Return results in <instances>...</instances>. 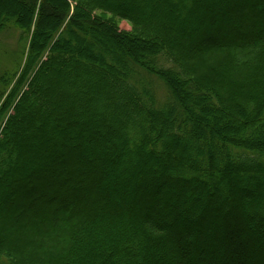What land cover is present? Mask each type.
Here are the masks:
<instances>
[{"label": "trees", "instance_id": "1", "mask_svg": "<svg viewBox=\"0 0 264 264\" xmlns=\"http://www.w3.org/2000/svg\"><path fill=\"white\" fill-rule=\"evenodd\" d=\"M24 1L0 15L26 50L0 66V264H264V0Z\"/></svg>", "mask_w": 264, "mask_h": 264}, {"label": "rangeland", "instance_id": "2", "mask_svg": "<svg viewBox=\"0 0 264 264\" xmlns=\"http://www.w3.org/2000/svg\"><path fill=\"white\" fill-rule=\"evenodd\" d=\"M9 1H12V2H14V1L20 2L21 1L22 2V0H0V15L5 14V15H12L13 16V15L16 14V11L12 9V5L10 4ZM76 1H78V0H74L72 2V4H71L72 6H71L70 13H72L73 5L75 4ZM23 6L25 7L26 12L28 11V13L25 12L24 16L22 17L23 18L22 20L24 21V20H27L28 14H30L32 12V10H33V4L30 2V0H25L23 2ZM164 7H165V9H168L167 6H164ZM150 8H152V6ZM162 12H163V10H162ZM162 12L160 14H158V16H162ZM110 17L111 16L109 15V18ZM104 18L108 19V16L106 15V16H104ZM112 18H113V21L117 23V25H118L117 27L119 28L120 31H129L130 30V23L128 21H126V20H118V19H116L114 17H112ZM225 20L223 19L224 22H226ZM167 23L170 26H173L172 19H171V21L168 20ZM196 24H197V21H196V18H194L193 19V22L190 24V26H192V27L195 28V26H197ZM175 28H176V26H175ZM4 39L6 41H3L4 44L2 43V46L0 45V66H1V68L8 69L10 72H16L14 74L15 76L13 77V78H16L17 75H18V73H19V71H20V69H21V67H22V64L24 62L26 50L24 51V54H19L15 50L16 49V43H15L16 42V38L14 37V39H12V37H8L6 35L4 37ZM96 39H97V37H96ZM100 42H101L100 43L101 46L105 47L106 50H108V51L109 50H112L115 53L117 52L118 49H121L122 48V46L120 48H116V46L114 45V43H111V42H103L101 39H100ZM80 46H83V45L80 44ZM101 46H99V45L96 46L99 51L101 50ZM93 79H94V76H93ZM0 90H1V88H0ZM80 90H82L81 87H80ZM155 93H156V97L159 100H164L165 92H164V90H163V88L161 86L157 85V90H155ZM4 98H5V95H3L2 98H0V104L4 100ZM95 121L99 122L100 120H95ZM205 121L206 122H204L203 125L206 127L208 124H210L209 123L210 122L209 114H205ZM217 123H218V121H217ZM112 142H114V141H112ZM134 159H135V157H134ZM133 162L134 161H132V166H133L134 169H131L132 172H134V170H137L138 169V166H135L136 164L133 163ZM119 170H117V172L114 173V179H118V178L121 177V174L118 173ZM122 170L123 171L126 170V167H125V169L123 168ZM111 171L113 172V169L111 170V168H110V171L109 172H111ZM176 175L177 176L179 175V177H181V173H178L177 171L171 173L169 177H171V178L174 177L175 178ZM184 177H186V176H184ZM140 182H141L140 186L143 185V184L144 185L145 184H149V182L148 183L147 182H143V178L140 180ZM136 184H137V182H136ZM137 186H139V185L137 184ZM38 190L40 192H38ZM120 191H121V189L117 190V192H120ZM41 193H42L41 188L40 189H37V192L35 193V195H32L33 196V199L32 200H34L36 198H39ZM136 193H137V190H132V191H130V196L133 197V198H135ZM192 197L193 198L194 197L200 198L199 195H195V196H192ZM118 198H120V197L118 196ZM30 201H27L24 204V206H30ZM188 206L189 205H187L186 207H188ZM226 210H227V208H226ZM253 226L254 227H252V228L250 227V229H255V228L257 229V227H256L255 224ZM204 257H207L206 253H204ZM5 258H7L6 257V252H4V250H0V259L4 260Z\"/></svg>", "mask_w": 264, "mask_h": 264}]
</instances>
